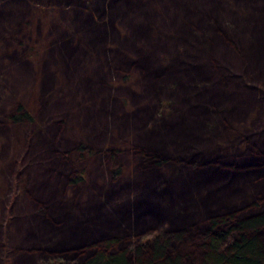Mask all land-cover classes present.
Instances as JSON below:
<instances>
[{"label": "trees", "instance_id": "obj_1", "mask_svg": "<svg viewBox=\"0 0 264 264\" xmlns=\"http://www.w3.org/2000/svg\"><path fill=\"white\" fill-rule=\"evenodd\" d=\"M50 1L68 7L69 11L68 5L78 8L82 0ZM95 1L94 6L88 8L99 11L104 0ZM151 1L152 5L148 0H109L106 10L113 19L122 17L131 32L122 40L113 34L121 49L115 55L111 53L116 65L111 66L107 61L101 63L107 68L105 71L100 69V63L99 68L94 65L93 55L102 53L101 42L108 32L107 27L95 24L100 22L92 14L81 13L72 20L75 32L80 31L88 41L90 46L86 50L93 55L87 60L83 42L79 48L75 47L82 56L80 61L73 60L72 73L75 71V74L68 71V82H71L57 86L71 95L68 101L59 97L62 91L49 92L58 82L51 75L43 84V90L48 91H45V100L37 106L39 114L45 116L55 107L67 108L59 120L45 126V131H37L31 140L27 171L34 183L33 195L19 196L14 206L13 226L17 238L13 242L16 250L12 256L15 264H264V135L256 130H245L241 135L246 133L250 143L245 150L236 144L237 149L229 152L230 155L211 154L209 147L222 137L220 129L227 132L223 128L225 119L249 115L260 105L264 106L244 82L250 74L264 77V0ZM16 2L23 4V0ZM6 12V17L11 19L13 12ZM127 63L141 69L145 89L139 94L169 96L163 105L171 112L165 114L162 108L160 116L153 118L151 111L156 103L149 101L133 117L123 116L117 120L118 132L133 129L136 141L143 146L144 158H150L156 166L165 163V168L175 170L168 174L164 169L159 175L146 165L132 187L145 185L155 178L159 183L155 187L150 185L152 190L147 187L133 190L130 183H125L121 188L110 186L98 197L78 174V165L72 160L76 157L71 153L74 142L70 135L79 126L92 134L95 121L101 122L102 117L113 112L115 115L116 105L100 101L105 91L98 87V81L89 77L82 82L78 70L90 69L94 77L104 78L113 68L118 71ZM216 65L214 70L211 66ZM219 76H224L223 80ZM82 90L93 96L88 101L90 109L97 107L92 113L82 105L86 104L84 97L82 102H75ZM97 102L103 103L98 107ZM206 103L210 107L205 106ZM158 106H162L160 101ZM174 107L177 112L172 111ZM5 117L15 126H0V135L8 139L9 145L13 144L10 138L17 136L19 127L36 124L33 112L20 104ZM148 120L155 124L148 127ZM226 137L231 143L235 142L233 136L227 134ZM90 139L101 143L100 138H92V135ZM80 141L77 144L81 153L91 151L90 146L94 144L85 145ZM18 148L19 144L16 151ZM110 152L115 157L114 150ZM5 154L1 152L0 156ZM172 157L177 160L168 165ZM100 166L94 168L98 177L103 176ZM110 175V178H118L120 167L113 168ZM173 176L177 184L166 191L165 185ZM79 183L81 186L76 185ZM159 188L165 190L161 205L154 199L153 192ZM129 191L136 194L132 214L136 211L139 217L134 223L135 231L150 223L160 226L142 241L138 239L130 245L125 237L105 236L109 230L114 233L124 228L132 230V216L127 214L126 204L117 206L111 202L121 197L125 199ZM143 195V199H138ZM183 199L192 206L188 220L207 215L193 225L194 228L186 226L192 222L185 220L182 214ZM154 200L159 203L154 204L156 208L162 209V203L166 208L158 212L151 206ZM2 202L5 203L0 198V204ZM103 204L105 210L100 209ZM190 234V242L185 243L184 236Z\"/></svg>", "mask_w": 264, "mask_h": 264}, {"label": "rangeland", "instance_id": "obj_2", "mask_svg": "<svg viewBox=\"0 0 264 264\" xmlns=\"http://www.w3.org/2000/svg\"><path fill=\"white\" fill-rule=\"evenodd\" d=\"M16 1L17 0H0V13H3L0 15V17H2V19H0V126L10 128L15 127L11 122L6 120L5 116L8 112H14L17 110L19 104L28 111L33 112L36 118V124L19 127L18 132L16 133L17 136L14 135L10 138L13 143L12 145L8 144V139H4V136L0 135V153L6 152L4 156H0V198L5 202L0 204V209L2 208L0 210L2 211V213H0V223L2 222V225L0 226L2 229V234L0 236V264H15V260L12 256V252L16 250L13 242L15 241V238H17V231L13 226V222L16 220V210H14V206L16 202H19V196L21 197L25 195V193L33 195V193H31V186L34 183L32 184L31 176L27 171V160L30 155L31 140L35 138L37 131H45V126L59 120L60 115H62V112L67 108L55 107L52 110H48L45 116L41 115V113L39 114L37 106L40 102L45 100L44 96L46 97L47 93L45 91H48L45 89L43 90V84L47 76L51 75L58 82L54 87L50 88L49 92L55 94L62 91L59 97H62L64 101H68L69 96L71 97V95L66 94L64 90L57 88V86L59 83L68 82L70 74L68 76L67 72L71 71L72 73L75 66L74 61H80L82 58L80 52L76 51L75 47L79 48L80 42L84 43L82 45L85 50L90 46L87 43L88 41L82 37L80 31L75 32V26L72 24V20L77 19V16L81 15V13H86L89 16L92 14L95 16V19L98 20L97 22H100V24H95L101 26V28L107 27L108 32H105L106 36L101 42V44L104 45V48H102L101 51L102 53L93 55L91 54L92 51L86 50L87 60L93 55V63L94 65H97L98 68L101 63L106 61L110 63L111 66L116 65L115 63H117V61L114 62L113 56L116 51H120L121 47L119 41L114 39L113 34H117L118 40H122L123 36L129 35V32H131L126 28L127 25L124 24L122 17L113 19L108 10H106L109 7V0H104V6L102 5L103 7L99 11L88 8L94 6L96 2L95 0H82L78 8H76L77 6L75 5L67 4L71 9L69 11H67L68 7L66 8V6H61V4L59 5L50 0H28L27 3L23 0V4ZM148 3L152 5L153 2L148 0ZM3 9L6 11H12L13 16L16 19L13 16H11V19H8L5 14L7 12L3 11ZM159 27L166 31V28L162 24H160ZM112 28L113 30H111ZM111 53L114 55L112 56ZM108 55L109 57L107 59ZM130 64L131 63H127L124 68H120L118 71H116L117 68H113L112 73L104 78L94 77V73L90 69H85L87 73L78 70L82 82L85 80L88 81L89 77L98 81V87L105 91V93L100 96V101L116 105L115 115L114 112H110V116L102 117L103 119L101 122L97 120L95 121L92 134H90L89 131H86L85 127V129H82V126H79L76 127L70 135V138L73 139L72 142H74L73 146L70 148L71 153L76 157V159L72 160L78 165V174L84 179L83 183L88 184L90 189L93 190L92 192L98 197L102 196V191L105 192L110 186L121 188L125 183H130V188L133 190H142L145 187L149 189L150 185L155 187L159 183L155 178L150 180L149 183H145V185L140 184L137 185V187H132L133 185H136V177L142 175L140 172H144L143 170H145L144 167L146 165L148 168L151 167L157 170L159 175L164 169L168 174H172L173 170H175L174 168H165V163L156 166L150 158H144L141 154L143 146L136 141L137 137H135L133 129H127L123 133L118 132V124L116 121L123 118V116H127L128 118L133 117L138 109L146 107L149 101L156 103V106L151 105L153 109V111H151L153 118H158V116H160L162 108L164 109L165 114H168L170 111V109L165 108L163 105L165 100L170 99L169 96L160 95L157 97V95L145 96L139 94L145 89L144 79L141 76V69L139 70L134 66L131 67ZM211 67L216 70L218 66ZM100 69L103 71L107 70L102 64ZM83 72H85V74H83ZM72 74H75V71ZM223 78L224 76H219L220 80H223ZM244 82L246 86L251 87L250 92L256 97L258 103H264V77L250 74L245 78ZM251 90H253V92ZM154 91L157 92V89L153 90V92ZM135 94H139L136 96L139 97L138 99L134 97ZM78 96L79 99L75 100V102H82L84 97L87 105H82L89 108V113H92L93 109L96 110L97 107L90 109L88 105V101L93 97L91 96V92L82 90V93ZM50 97L51 96L47 98ZM93 99H95V97ZM92 101L95 102V100ZM159 101L162 106H158ZM102 103L98 104L97 102L96 104L99 107ZM205 106L210 107L208 103H206ZM217 107L220 108V105H217ZM177 110L178 109L174 107L172 111L177 112ZM245 112H248V110ZM96 118H98V116H96ZM153 122V120H148L146 124L149 127L150 125L155 124ZM216 122L217 120L213 123ZM89 123L92 122L89 120ZM223 128H226L227 132H222L223 129L219 130L223 140L217 138V141L209 146L211 154L216 152L218 155H230L229 152L237 149L236 144H240L245 150L248 146L247 144L250 142L248 137L245 136L246 133L244 136L241 135V133L249 129L252 132H255L256 130L257 133L260 132L264 135V106L260 105L255 111L252 110L249 115L241 114L230 119H225ZM227 134L233 136L236 143H231L230 139L226 137ZM90 135H92V138L93 136L94 138H100L101 143H93L90 139ZM20 138L21 143H19ZM17 141L18 143H16ZM78 141L85 142L83 143L85 145L86 143L87 145H90L91 143L94 145L90 146L92 148L91 151L84 150L81 153L78 149ZM18 144L20 148L16 151V146ZM111 149L112 151L114 150L115 157H112L110 152ZM176 160V157H172L167 161V164L172 165ZM213 160L216 162L214 157ZM96 165H101L99 170L101 168L103 171L102 177L95 175L94 168ZM116 167H120L121 175L118 178H110V176H112L110 175L111 170ZM89 171L91 173H89ZM174 175L177 176L178 173L174 172ZM176 176H173L171 179L172 181H169L165 185L166 191H170V188L172 189L174 185L177 184L174 181ZM63 178L68 181L64 176ZM93 181L95 184L91 185ZM80 184L81 183L76 185L81 186ZM70 192H72V190H70ZM131 192L132 191H129L128 193L126 192L129 196L125 193V199H122L121 197L114 199L111 202H115L113 204H118L117 206L126 204L127 214L129 215L130 213L132 216L130 217V221L132 222L130 228H132V230L127 231L128 229L124 228L125 230L122 229L115 233L109 230V234H105V236L114 235L115 237H125L124 239L127 238L126 241L128 245L138 239L142 241L150 232H156L154 229L160 227L159 224L150 223V225L148 224L143 227L142 230L135 231L134 223L136 222V218L139 217V214L136 216V211L134 215L132 214L133 208L135 209V199L133 197L136 194L134 192H132V194ZM153 192L156 194L154 195V199L159 200L161 205V202H163L164 199L163 195H165V190L161 191L159 188ZM143 197L144 195L140 196L138 199H143ZM159 203H155L154 200V203L151 204V206L157 209L158 212L163 211V208H166L163 205L164 202L162 203V209L160 206L156 208L155 205ZM182 204L184 209L182 214L184 215L185 220H188L187 218L190 215L189 209L192 206H190L184 199L182 200ZM108 205L110 207L113 206L111 204ZM100 209H106L104 204ZM206 216L207 215H204L202 218L199 216L194 221L188 220L192 223H186V226H195ZM167 224L168 223L166 222L165 225ZM188 229L189 230L187 231L191 233L190 227H188ZM124 232L126 233L122 234ZM127 234L130 236L126 237ZM191 237V234L189 236H184L183 239L185 243L190 242L189 239Z\"/></svg>", "mask_w": 264, "mask_h": 264}]
</instances>
